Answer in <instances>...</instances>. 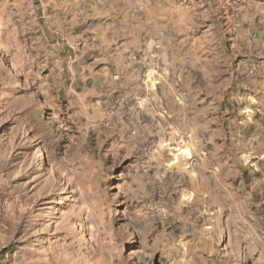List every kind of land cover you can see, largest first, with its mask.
<instances>
[{"label": "rangeland", "instance_id": "rangeland-1", "mask_svg": "<svg viewBox=\"0 0 264 264\" xmlns=\"http://www.w3.org/2000/svg\"><path fill=\"white\" fill-rule=\"evenodd\" d=\"M0 264H264V0H0Z\"/></svg>", "mask_w": 264, "mask_h": 264}, {"label": "crops", "instance_id": "crops-1", "mask_svg": "<svg viewBox=\"0 0 264 264\" xmlns=\"http://www.w3.org/2000/svg\"><path fill=\"white\" fill-rule=\"evenodd\" d=\"M185 114H184V112H183V114H181V116H179V118H180V120L181 121H184V118H185ZM179 120V121H180ZM230 160V157L229 158H227V159H221V161L220 162H228ZM218 161V160H217ZM219 164V163H218ZM214 173V171H207V174H213ZM206 174H204V176H205ZM230 216V215H229ZM234 220V218H233V216H232V214H231V216L228 218V220L230 221V220Z\"/></svg>", "mask_w": 264, "mask_h": 264}]
</instances>
